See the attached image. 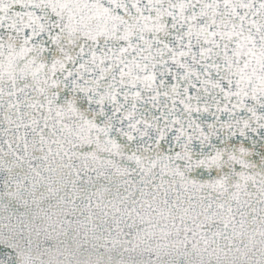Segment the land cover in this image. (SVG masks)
<instances>
[{"label":"snow or ice","instance_id":"obj_1","mask_svg":"<svg viewBox=\"0 0 264 264\" xmlns=\"http://www.w3.org/2000/svg\"><path fill=\"white\" fill-rule=\"evenodd\" d=\"M0 264H264V0H0Z\"/></svg>","mask_w":264,"mask_h":264}]
</instances>
